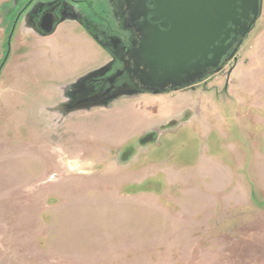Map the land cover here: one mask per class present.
Here are the masks:
<instances>
[{"label":"rangeland","instance_id":"rangeland-1","mask_svg":"<svg viewBox=\"0 0 264 264\" xmlns=\"http://www.w3.org/2000/svg\"><path fill=\"white\" fill-rule=\"evenodd\" d=\"M12 1L0 0V264H264V0L237 60L195 90L61 123L48 109L63 86L110 56L77 25L25 32Z\"/></svg>","mask_w":264,"mask_h":264},{"label":"water","instance_id":"water-1","mask_svg":"<svg viewBox=\"0 0 264 264\" xmlns=\"http://www.w3.org/2000/svg\"><path fill=\"white\" fill-rule=\"evenodd\" d=\"M151 5L150 21L144 15L138 39L125 53L114 54L94 39L112 59L63 86L61 98L48 109L59 115L55 122L61 123L79 111L107 108L122 97L195 90L210 76L221 73L232 60H237L238 51L261 17L263 0H152ZM141 6L134 13L140 12ZM35 8L36 4L24 16L22 24L25 32L40 38L55 35L60 25L75 23L56 24L46 18L41 30L35 31L26 23ZM121 79L134 83V87L123 85L117 90L116 84ZM95 83L104 91L94 89L101 93L88 98L87 94L93 92L89 88ZM75 98L81 101L74 103Z\"/></svg>","mask_w":264,"mask_h":264},{"label":"flooded vegetation","instance_id":"flooded-vegetation-1","mask_svg":"<svg viewBox=\"0 0 264 264\" xmlns=\"http://www.w3.org/2000/svg\"><path fill=\"white\" fill-rule=\"evenodd\" d=\"M34 4L36 8L26 20L28 28L41 30L42 22L46 18L56 24L74 21L72 24L82 28L93 40H97L114 54H123L131 48L132 43L138 39L137 32L145 21L144 15H148L150 21L152 15L149 11L153 9L152 0H27L20 6L18 24L23 23L24 16ZM139 4L142 5L141 11L134 13ZM118 40L121 41L120 44L116 43ZM123 85L134 87V83L121 79L117 82L116 89L121 90ZM89 89L93 92H88V98L103 90L99 83L92 84ZM94 89L101 91L95 92ZM80 101L81 98L74 99V103ZM148 140H151V136Z\"/></svg>","mask_w":264,"mask_h":264},{"label":"crops","instance_id":"crops-1","mask_svg":"<svg viewBox=\"0 0 264 264\" xmlns=\"http://www.w3.org/2000/svg\"><path fill=\"white\" fill-rule=\"evenodd\" d=\"M66 25H75V24H72V23L64 24L63 26H61V27L59 28V30H60L62 27H64V26L66 27ZM59 30L57 31V33L59 32ZM57 33H56V34H57Z\"/></svg>","mask_w":264,"mask_h":264}]
</instances>
